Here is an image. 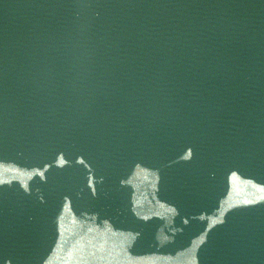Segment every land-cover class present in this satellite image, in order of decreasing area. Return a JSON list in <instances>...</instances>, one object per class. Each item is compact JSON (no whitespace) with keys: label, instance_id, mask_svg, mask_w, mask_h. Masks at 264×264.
Masks as SVG:
<instances>
[{"label":"water","instance_id":"1","mask_svg":"<svg viewBox=\"0 0 264 264\" xmlns=\"http://www.w3.org/2000/svg\"><path fill=\"white\" fill-rule=\"evenodd\" d=\"M264 80V0H0V264H44Z\"/></svg>","mask_w":264,"mask_h":264}]
</instances>
